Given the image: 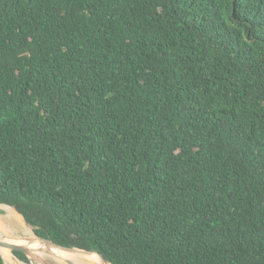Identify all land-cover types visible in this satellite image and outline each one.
I'll return each instance as SVG.
<instances>
[{
    "label": "trees",
    "instance_id": "16d2710c",
    "mask_svg": "<svg viewBox=\"0 0 264 264\" xmlns=\"http://www.w3.org/2000/svg\"><path fill=\"white\" fill-rule=\"evenodd\" d=\"M0 205L112 264H264V0H0Z\"/></svg>",
    "mask_w": 264,
    "mask_h": 264
},
{
    "label": "bare ground",
    "instance_id": "6f19581e",
    "mask_svg": "<svg viewBox=\"0 0 264 264\" xmlns=\"http://www.w3.org/2000/svg\"><path fill=\"white\" fill-rule=\"evenodd\" d=\"M5 208V213L0 215V239H4L8 242H14L13 238H10L11 236H16L17 238L21 236L28 239L34 238L33 230L31 227L26 225V223L24 222V218H22V216L18 214V212L12 210V208ZM18 239H20V237ZM49 253L52 256L57 257L60 260V264H68V261L73 264H107L103 263L97 255L92 254L61 253L57 250H50ZM0 254L3 257L5 263L6 259H10L17 264H25L18 261L15 255L11 251H8V249L6 248L0 247ZM30 264L35 263L31 262Z\"/></svg>",
    "mask_w": 264,
    "mask_h": 264
},
{
    "label": "water",
    "instance_id": "95a60500",
    "mask_svg": "<svg viewBox=\"0 0 264 264\" xmlns=\"http://www.w3.org/2000/svg\"><path fill=\"white\" fill-rule=\"evenodd\" d=\"M26 224L30 226L28 223ZM33 234H34V238L31 239L23 238L21 236H19L20 239H18L19 237L17 238L16 236H14L15 237V239L13 238L14 242H8L5 241L4 239H0V247L9 249L13 254L22 253L26 255L30 261L41 264H50L47 261V258H49V256H52L49 253L50 250H57L58 252L61 253H71V254L83 253V254L97 255L102 260L103 263L112 264L103 255H101L98 252L83 250L76 247L61 246L50 240L39 238L34 233V231ZM67 263L73 264L70 261H68Z\"/></svg>",
    "mask_w": 264,
    "mask_h": 264
},
{
    "label": "rangeland",
    "instance_id": "374dc122",
    "mask_svg": "<svg viewBox=\"0 0 264 264\" xmlns=\"http://www.w3.org/2000/svg\"><path fill=\"white\" fill-rule=\"evenodd\" d=\"M5 207H9V206H6V205H0V215L4 214L5 213ZM9 208H12V207H9ZM12 210L16 211L14 208H12ZM17 212V211H16ZM19 214V213H18ZM23 218V217H22ZM25 222V221H24ZM27 225V224H26ZM28 226V225H27ZM31 227V226H29ZM32 228V227H31ZM1 238V237H0ZM10 238H15L13 236H11ZM9 251V249H8ZM49 262H51L52 264H60V260L54 256H49V258L47 259ZM19 261V260H18ZM21 262V261H20ZM23 263V262H22ZM66 264V263H65ZM96 264V263H95Z\"/></svg>",
    "mask_w": 264,
    "mask_h": 264
},
{
    "label": "flooded vegetation",
    "instance_id": "af4514ba",
    "mask_svg": "<svg viewBox=\"0 0 264 264\" xmlns=\"http://www.w3.org/2000/svg\"><path fill=\"white\" fill-rule=\"evenodd\" d=\"M15 255V254H14ZM26 256V255H25ZM15 257L19 260V261H21V262H23V263H25V264H30L31 262H33V261H30L29 259H28V261L26 262L25 260H22V259H20L17 255H15ZM27 257V256H26ZM48 259V258H47ZM48 261V260H47ZM49 262V261H48ZM33 263H35V264H41V263H36V262H33ZM50 264H52L51 262H49Z\"/></svg>",
    "mask_w": 264,
    "mask_h": 264
}]
</instances>
